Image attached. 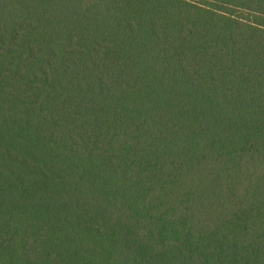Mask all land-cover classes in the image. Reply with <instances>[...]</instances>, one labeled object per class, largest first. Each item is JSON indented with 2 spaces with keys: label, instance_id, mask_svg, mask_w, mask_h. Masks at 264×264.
<instances>
[{
  "label": "trees",
  "instance_id": "obj_1",
  "mask_svg": "<svg viewBox=\"0 0 264 264\" xmlns=\"http://www.w3.org/2000/svg\"><path fill=\"white\" fill-rule=\"evenodd\" d=\"M0 264H264V0H0Z\"/></svg>",
  "mask_w": 264,
  "mask_h": 264
}]
</instances>
